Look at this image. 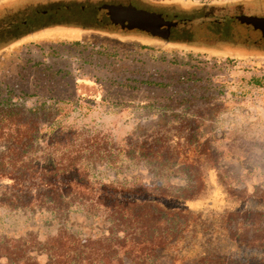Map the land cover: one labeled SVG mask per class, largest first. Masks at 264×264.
Wrapping results in <instances>:
<instances>
[{
	"label": "rangeland",
	"instance_id": "374dc122",
	"mask_svg": "<svg viewBox=\"0 0 264 264\" xmlns=\"http://www.w3.org/2000/svg\"><path fill=\"white\" fill-rule=\"evenodd\" d=\"M117 5L178 27L169 38L121 28L104 9ZM242 15L264 18V0H0V93L51 110L44 139L50 124L69 140H102L106 157L87 161L91 184L178 192L189 171L149 147L174 141L171 154L206 157L204 196L186 206L220 214L264 194V46ZM66 215L0 205V264H48L43 244L62 230L94 240L115 230L81 206Z\"/></svg>",
	"mask_w": 264,
	"mask_h": 264
},
{
	"label": "trees",
	"instance_id": "16d2710c",
	"mask_svg": "<svg viewBox=\"0 0 264 264\" xmlns=\"http://www.w3.org/2000/svg\"><path fill=\"white\" fill-rule=\"evenodd\" d=\"M26 51L24 46L12 59ZM22 97L18 90L12 96L0 93V205L61 217L81 206L104 216L115 229L96 240L60 231L43 244L48 264H264V194L236 200L234 208L220 214L191 211L186 205L204 196L202 167L209 160L171 154L180 146L174 141L149 149L155 150L157 162H174L189 171L186 189L91 184L87 161L106 157L102 140H69L61 130L53 133L50 124L51 135L42 138L40 120L51 110H26L18 104ZM6 121L9 127L2 124Z\"/></svg>",
	"mask_w": 264,
	"mask_h": 264
},
{
	"label": "water",
	"instance_id": "95a60500",
	"mask_svg": "<svg viewBox=\"0 0 264 264\" xmlns=\"http://www.w3.org/2000/svg\"><path fill=\"white\" fill-rule=\"evenodd\" d=\"M104 9L107 15L113 18L112 23L114 25H119L122 28L131 30L137 29L151 35H156L154 34L155 28L164 27L165 31L169 33L178 27L177 22L165 20L160 14L137 10L132 6H105ZM142 19L146 21H140ZM236 19L242 26H245V28L248 29L250 34L258 36L261 39V42L264 43V18L242 15L238 16ZM169 36L162 37L169 38Z\"/></svg>",
	"mask_w": 264,
	"mask_h": 264
},
{
	"label": "flooded vegetation",
	"instance_id": "af4514ba",
	"mask_svg": "<svg viewBox=\"0 0 264 264\" xmlns=\"http://www.w3.org/2000/svg\"><path fill=\"white\" fill-rule=\"evenodd\" d=\"M117 6H122V7H128V6H131V5H128V6H123V5H117ZM133 7V6H132ZM147 12V11H146ZM107 17V22L109 23H112V17L111 16H106ZM122 28V27H121ZM172 30V29H171ZM170 33V34H169ZM167 33V31H165L164 27H160L159 29L158 28H155L154 30V34L158 35V36H169L171 35V32Z\"/></svg>",
	"mask_w": 264,
	"mask_h": 264
},
{
	"label": "crops",
	"instance_id": "0c3cea01",
	"mask_svg": "<svg viewBox=\"0 0 264 264\" xmlns=\"http://www.w3.org/2000/svg\"><path fill=\"white\" fill-rule=\"evenodd\" d=\"M259 46H264V43L262 44H258ZM251 48H256V47H253V46H250Z\"/></svg>",
	"mask_w": 264,
	"mask_h": 264
}]
</instances>
